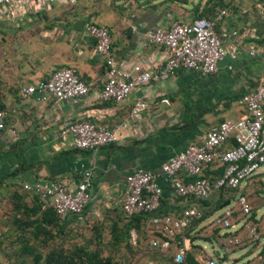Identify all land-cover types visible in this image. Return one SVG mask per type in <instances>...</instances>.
Returning a JSON list of instances; mask_svg holds the SVG:
<instances>
[{
  "label": "crops",
  "instance_id": "0c3cea01",
  "mask_svg": "<svg viewBox=\"0 0 264 264\" xmlns=\"http://www.w3.org/2000/svg\"><path fill=\"white\" fill-rule=\"evenodd\" d=\"M219 9L226 14L214 22V31L225 53L214 73L177 69L166 79L134 88L122 101L99 100L105 66L85 33L88 23L108 29L117 69L138 66L151 71L166 57L161 46L148 41L154 29L189 22L200 13L214 15ZM262 13L253 0H10L0 14V102L6 111V126L0 132V173L21 166L14 179L18 184L43 179L59 181L71 190L80 171L90 168L83 218L64 216L62 224L68 229L121 215L123 177L134 168L155 174L161 187L158 212L178 215L188 201L175 196L161 178L160 164L188 143L199 142L210 126L244 114L239 96L264 79ZM63 66L75 69L89 85L86 95L64 101L49 95L19 97L20 87L44 80ZM135 101L145 106L133 118L129 111ZM262 111L264 117V103ZM67 120L119 125L116 141L77 149L68 134L60 133ZM230 141L223 147H229ZM219 167L213 165L208 171L218 172ZM198 242L192 243L203 254L217 255L218 248L210 246L206 254ZM243 246L229 254L233 264L253 262L246 248L253 246L257 253V244Z\"/></svg>",
  "mask_w": 264,
  "mask_h": 264
},
{
  "label": "built area",
  "instance_id": "2783aa9c",
  "mask_svg": "<svg viewBox=\"0 0 264 264\" xmlns=\"http://www.w3.org/2000/svg\"><path fill=\"white\" fill-rule=\"evenodd\" d=\"M55 1V0H49ZM263 10L264 0H253ZM10 0H0V14ZM226 11L219 9L212 19L195 17L189 22H173L167 27H158L148 36V41L161 46L166 52L164 62L154 70H142L133 66L129 71L117 69L111 55V37L105 26L88 23L85 33L93 40V51L102 58L105 70L101 79L98 98L101 101L119 102L131 90L150 82L163 80L177 69L198 70L202 74L214 73L217 63L224 56L219 36L214 31V22L222 19ZM249 54L253 51L250 49ZM229 68V67H228ZM89 85L84 82L72 67H59L49 77L35 84L22 86L19 97L49 95L58 101L86 95ZM238 104L244 114L237 119H223L206 129L199 142H190L182 150L170 155L160 164L159 175L168 182L175 196L207 199L215 188L238 189L253 183L264 165V79L254 89L242 93ZM144 103L135 101L129 116L136 118L144 109ZM6 126V111L0 110V130ZM119 125L110 127L88 121H64L61 134H68L72 145L77 149H95L116 141ZM231 140L230 147L223 144ZM214 164L223 166L220 176L211 181L204 175ZM92 171H80L74 188L66 189L59 181L35 179L22 182L24 191L33 194L41 206H49L59 217L73 215L81 220L83 208L89 200L87 188ZM124 189L119 210L124 216L148 214L152 228L161 235L151 238L152 247L167 249L173 247L172 262L180 264L185 256L186 239L181 234L192 219L201 216L200 207L184 208L177 216L160 215L161 187L155 174L143 168H134L123 177ZM234 202L218 208L221 212L209 217L210 228H217L215 244L217 255H205L200 264H233L228 258L233 249L245 244L256 243L257 258L251 264H264V204L251 209L247 196L237 192ZM236 204L237 208H234ZM238 231V232H237ZM179 234L181 245L175 241ZM147 264H152L147 262Z\"/></svg>",
  "mask_w": 264,
  "mask_h": 264
},
{
  "label": "trees",
  "instance_id": "16d2710c",
  "mask_svg": "<svg viewBox=\"0 0 264 264\" xmlns=\"http://www.w3.org/2000/svg\"><path fill=\"white\" fill-rule=\"evenodd\" d=\"M197 17L212 19L213 14L200 13ZM0 110H5L4 105L1 102ZM2 130L3 129H1L0 132ZM230 142L232 144V141ZM11 146H14V143L11 144ZM21 170H23V168L20 166L7 172L0 173V190L8 187L13 188L9 194V199L11 200V210L13 212L10 223L13 225L16 233L14 236L15 243L19 244L18 248L20 254L33 257L38 252L35 243L38 242V244L45 245L48 240H53L57 236L58 238H61L62 236L67 235V231L71 230V228H65L62 224L63 217L57 216L51 207H42L41 202L35 195L24 191L21 184L14 182V179ZM222 170L223 166L220 165L218 172H209L206 170L204 175L213 181V179L221 175ZM257 180L259 184L264 185L260 176ZM237 192L244 194L243 189L215 188L207 199L179 197L188 201L187 207L195 205L200 207L202 211L200 217L192 219L189 225L181 231V234L186 239V250L184 259L180 264H200L199 261L206 258L203 252L198 249L197 245L192 242L196 240H209L210 238L216 240L218 229L211 228V233L208 234V237L204 238H201L200 236L207 230L204 228L206 223L201 225L195 231L194 229L217 211L222 203L231 200L233 194ZM258 206L260 205H257L256 207ZM254 208L251 209L253 210ZM103 226H106L108 234L107 244L111 247L118 248L123 246L125 249H129L131 242L135 244L139 241L140 237L147 236L148 246L152 250L159 252L166 251L169 253L170 264H174L172 262V252H169L173 251V247L161 249L160 247H152L150 245L149 241L151 238H158L161 237V235L152 228L150 216L142 213L133 214L131 216H124L121 213V215H115V217L109 218L107 222L101 220L95 222L91 226L92 247H89L86 244H73L70 247H63L61 244H53L52 246H49L42 255L32 259L31 264H116L109 256H102L100 243L102 241ZM131 234L135 236V238L131 239ZM1 235L2 231H0V237ZM177 240V245H181L182 240L179 234L175 235L174 242ZM162 259L159 260L162 261ZM165 261L167 262L168 260L165 259ZM147 262L151 261H146L144 264H147Z\"/></svg>",
  "mask_w": 264,
  "mask_h": 264
},
{
  "label": "rangeland",
  "instance_id": "374dc122",
  "mask_svg": "<svg viewBox=\"0 0 264 264\" xmlns=\"http://www.w3.org/2000/svg\"><path fill=\"white\" fill-rule=\"evenodd\" d=\"M1 152L2 150L0 148V154ZM260 170H264V165L261 166ZM260 176L262 183H264V172L260 174ZM257 179H255L252 184L247 185L246 187H243V183H241L239 187V190L243 189V193L245 196H247L248 203L251 208L264 204V185L259 184ZM12 189L13 188L8 187L0 190V231H2V235L0 237V264H31L32 259L42 255V253H44L47 248L53 244H61L63 247H70L73 244H86L87 246L92 247L93 243L91 226L93 223L100 221L97 219H92V221L90 220L89 222L87 221L80 225H76V227H73L71 230L67 231V235L62 236L61 238H58L57 236L53 240H48L45 245L38 244V242L35 243L38 252L33 257L20 254L18 248L19 244L15 243L14 239L16 233L13 225L10 223L13 212L11 210V200L9 199V194ZM236 197L237 194H233L230 202H234ZM234 208H237L236 204H234ZM220 212L221 211L218 209L210 217L212 218ZM204 228L207 230L200 236L201 238L208 237V234L211 233L210 224L208 222H206ZM133 238H135V236L131 234V239ZM107 241V229L106 226H103L102 241L100 243L102 248V256H109L116 264H144L146 261H151L153 264H170V254L166 251L159 252L152 250L148 246L147 236L140 237L139 241L135 244L131 242L129 249H125L123 246L118 248L111 247L107 244ZM198 243L206 254L211 252L210 246L218 248L213 238H210L209 240H199ZM244 247L245 246L240 247V250H243ZM246 249L248 250L246 253L252 255V260L254 261L257 258L255 247L249 246ZM234 250L237 251V249ZM159 259H162V261ZM165 259L168 261L166 262Z\"/></svg>",
  "mask_w": 264,
  "mask_h": 264
},
{
  "label": "water",
  "instance_id": "95a60500",
  "mask_svg": "<svg viewBox=\"0 0 264 264\" xmlns=\"http://www.w3.org/2000/svg\"><path fill=\"white\" fill-rule=\"evenodd\" d=\"M228 204V201H225L224 203H222L220 206H219V208H222V207H224L225 205H227Z\"/></svg>",
  "mask_w": 264,
  "mask_h": 264
}]
</instances>
